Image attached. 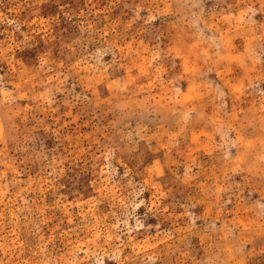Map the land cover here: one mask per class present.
<instances>
[{
	"label": "rangeland",
	"instance_id": "374dc122",
	"mask_svg": "<svg viewBox=\"0 0 264 264\" xmlns=\"http://www.w3.org/2000/svg\"><path fill=\"white\" fill-rule=\"evenodd\" d=\"M0 264H264V0H0Z\"/></svg>",
	"mask_w": 264,
	"mask_h": 264
}]
</instances>
